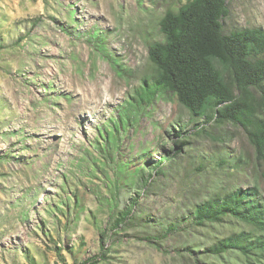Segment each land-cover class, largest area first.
Here are the masks:
<instances>
[{"label":"rangeland","instance_id":"1","mask_svg":"<svg viewBox=\"0 0 264 264\" xmlns=\"http://www.w3.org/2000/svg\"><path fill=\"white\" fill-rule=\"evenodd\" d=\"M187 1L0 0V264H84L101 253V232L111 228L103 200L107 180L89 143L96 128L152 73L148 51L163 37L160 20ZM227 2L226 31L264 29V0ZM97 32L107 34L108 50L128 75H119L96 55L92 37ZM190 118L170 94L156 100L151 115L123 141V159L148 147L147 162L139 165L149 172L148 162L155 164L174 148L181 126L193 135L200 128L202 119ZM210 131L194 135L176 176H160V186L141 199L149 215H174L193 205L190 192L197 186L209 195L258 186L264 201V163L244 129L228 124ZM87 150L91 159L82 160ZM223 159L228 162L220 164ZM244 228L215 225L193 245L202 253ZM132 233L107 239L109 260L100 264H248L237 253L184 260L178 240H167L161 249Z\"/></svg>","mask_w":264,"mask_h":264},{"label":"trees","instance_id":"2","mask_svg":"<svg viewBox=\"0 0 264 264\" xmlns=\"http://www.w3.org/2000/svg\"><path fill=\"white\" fill-rule=\"evenodd\" d=\"M229 14L227 0H188L177 11H166L160 20L163 37L149 45L152 73L117 106L116 114L96 128L97 135L89 145L105 170L108 195L103 200L110 211L111 228L101 232V253L84 264L108 261L106 240L129 230L133 238L161 249L167 240H178L177 251L184 260L237 253L248 264L263 262L264 201L258 186L212 195L197 186L190 192L193 205L180 207L174 215L153 217L141 204L144 196L160 186V176H176L183 165V149L194 135H209L212 127L241 126L257 160L264 163V29L226 31L223 21ZM107 38L103 32L92 37L96 55L109 61L119 75H128L130 70L108 50ZM167 94L190 113V121L202 119V123L194 135L181 126L175 133L174 148L155 164L148 162L146 172L139 164L147 162L148 147L123 159L122 143L131 129L138 130L143 117L151 115L155 101ZM85 154L82 160L92 155L88 150ZM227 162L223 159L220 164ZM199 168L204 169L205 164ZM230 223L246 228L220 238L202 253L193 245L195 237L211 233L213 226Z\"/></svg>","mask_w":264,"mask_h":264}]
</instances>
